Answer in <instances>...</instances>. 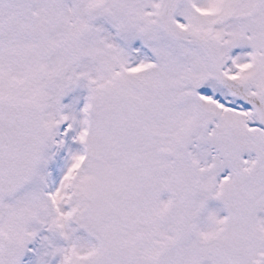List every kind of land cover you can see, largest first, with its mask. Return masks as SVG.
Returning <instances> with one entry per match:
<instances>
[{
	"label": "snow or ice",
	"instance_id": "6c2138e0",
	"mask_svg": "<svg viewBox=\"0 0 264 264\" xmlns=\"http://www.w3.org/2000/svg\"><path fill=\"white\" fill-rule=\"evenodd\" d=\"M0 264H264V0H0Z\"/></svg>",
	"mask_w": 264,
	"mask_h": 264
}]
</instances>
